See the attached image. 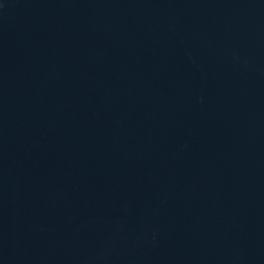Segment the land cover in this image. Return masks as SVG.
<instances>
[{
  "label": "water",
  "instance_id": "obj_1",
  "mask_svg": "<svg viewBox=\"0 0 264 264\" xmlns=\"http://www.w3.org/2000/svg\"><path fill=\"white\" fill-rule=\"evenodd\" d=\"M0 264H264V0H0Z\"/></svg>",
  "mask_w": 264,
  "mask_h": 264
}]
</instances>
